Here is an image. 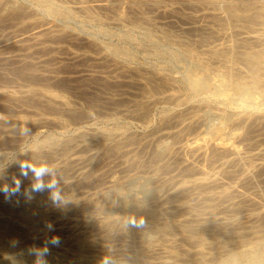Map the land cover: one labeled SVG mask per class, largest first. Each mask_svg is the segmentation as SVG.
<instances>
[{
  "label": "rangeland",
  "instance_id": "obj_1",
  "mask_svg": "<svg viewBox=\"0 0 264 264\" xmlns=\"http://www.w3.org/2000/svg\"><path fill=\"white\" fill-rule=\"evenodd\" d=\"M0 1V92L5 94L0 95V187L5 184L14 186V180L20 179L21 182L20 195L17 194L10 200L6 199L5 194L0 191V202L13 203L10 206H1L0 209V264H12L5 259L6 255L14 256L16 264H33L36 257L29 254V249L42 248L47 239L53 236H58L61 243L58 247L49 245L50 254L46 257L48 264H102L105 257L111 261V264H151V262L161 264L163 260L168 261L167 264H222L234 251L259 253L260 249L264 248L262 247L263 239L260 240L264 238V214H256L258 211H264V167L258 164L264 162V119L254 117L242 123L240 119L238 120L241 114L264 110V95L259 92L263 85L259 83L257 87L254 85L256 88L253 86L254 82L255 84L262 82L264 77L262 72L254 69V65L249 62L248 65L244 64V61L234 56L227 59L228 56L236 54L243 48L240 40L247 34L255 33L262 38L260 42L248 43L247 49H264V0H215L217 4L214 10L219 11L220 14L222 12L221 18L201 17V14H207L213 10L206 3H191L190 6L186 0L152 1L160 5V8L177 7L180 16L188 14V18H192L188 19L189 23H185L188 21L182 20L183 17L180 19L173 14L160 12L159 6L151 5V0H50L57 8L54 14L47 12L45 5L36 0ZM19 9H22V12ZM229 13H234L238 20H232ZM189 15H194V18ZM203 24L209 29L206 31L202 29ZM37 26H40V29H37ZM48 27L57 30L58 36L52 37L56 38L52 39L55 43L47 40L46 43L52 45L51 49L42 50L37 40L47 35ZM35 28L40 31H35ZM144 29H147L149 34H146ZM11 34L16 37L13 35L12 37ZM69 35L67 40L66 36ZM72 38L91 39L104 45L123 46L121 48L129 49L131 58L114 63L96 52L98 50H95L93 46L87 47V44L84 45ZM220 43H230L233 47L225 54L228 55L227 57H222L226 63L223 59L212 57L205 50L206 46ZM72 53H86L92 59L89 60V56V59H86L88 57L73 58ZM98 57L100 58L96 59ZM21 58L30 72L23 73L16 67L22 62ZM121 68H129L131 73H124ZM32 69H34L33 72ZM114 79L117 82L113 81ZM136 80H146L148 89L153 88L151 91L148 90V94H152L155 99L160 97V100L157 98L148 106L142 104L139 101L141 88L133 83ZM191 83L193 86H190ZM44 90L57 93L56 97L69 102L71 107H74L72 111L80 115H74L73 119L70 113L62 109L49 110L36 98V95ZM167 94H177L179 99L186 101L183 106H186V109L194 108L199 120L197 125L187 126L185 123L188 121V114L182 111L180 116V120L183 119L182 124L177 127L167 125L170 130L179 129L178 134L167 138L161 136V138L156 128L160 126L159 120L161 121L163 114H167L171 109V105L161 98ZM191 104L193 105L190 106ZM141 108L145 112L142 118L134 114L135 110H141ZM7 118H21L28 125L24 124L19 129L16 127L17 123ZM215 125H222L228 134L224 142L229 144L224 145L223 142L222 147L219 146L218 149L223 151L225 148L234 146L235 152L232 154L226 149L223 152L215 150L212 153L211 151L214 156L211 153L199 154L202 147L205 148L207 141L218 134L214 129ZM167 126L163 130L167 129ZM25 127L30 129L27 135L22 134V129ZM78 132L88 140L85 144L81 142L82 138L78 137ZM15 133L21 135L18 141L15 138L18 135ZM107 136L110 137L107 138ZM13 137L14 139H11ZM49 137L50 141L57 138L54 143L58 146L56 152L48 153V147L45 145L47 154L43 155L42 151L43 157H38L39 161L33 158V162H49L48 164L51 165L76 154L85 160L81 164H69L66 174H57L61 180L65 198L68 200L62 207L53 204L48 190L32 193V199L24 195L25 190L31 188L33 176L31 172L28 177L21 175L22 161L19 160L18 154L27 152L36 141ZM206 137L208 140L205 139ZM191 138H196V142L199 140L197 143L201 147L188 146L182 150L181 146ZM162 140L167 141V149L157 152L155 146ZM77 148L79 150H76ZM259 150H262V153H257ZM82 165L98 167L93 168V173L91 172L94 178L93 183L81 188L63 185L62 182L67 179L68 181L71 178V180H77L76 177H80L83 168H79ZM207 176L216 180L214 185L200 187L189 185L191 187L178 191L179 193L172 191L174 186L181 182L186 185L190 184L193 178ZM113 177L118 179L120 185L118 190H123L122 193L118 190V192L109 190L108 184ZM44 179L48 180L50 177ZM108 191V199L115 200V202L112 201L115 204L113 208L92 209L94 208L93 200L101 202L100 196L107 194ZM124 191L131 200H127ZM71 197L73 200L68 199ZM82 202L83 204L86 202L87 205L84 204L85 207H80L79 210L76 205H83ZM18 206L28 210L31 208L40 216L38 218L29 216V219L26 218L22 222L23 220L15 214L20 208ZM186 209L189 211L187 212ZM128 217H143L145 225L136 229L132 227L131 233L125 225L123 230L112 229L110 226L108 228V224H105L110 219L125 218L127 220ZM182 218L185 221L177 224L176 228L166 226L169 221L181 222ZM126 220L123 221L124 224ZM49 223L53 225V231H48L46 225ZM154 226H160L159 231L154 229ZM41 231L47 232V237H44L46 239L37 238ZM239 231H244L243 236H236ZM255 237L261 241L257 246L251 243ZM13 241L18 243L13 246ZM200 248L203 253L198 255L196 251ZM251 264H264V258Z\"/></svg>",
  "mask_w": 264,
  "mask_h": 264
},
{
  "label": "bare ground",
  "instance_id": "obj_2",
  "mask_svg": "<svg viewBox=\"0 0 264 264\" xmlns=\"http://www.w3.org/2000/svg\"><path fill=\"white\" fill-rule=\"evenodd\" d=\"M35 1V0H34ZM38 3H42L43 5H45L44 7H45V10L47 11V12H49L50 14H52L53 12H55V9H57L56 8V6L55 5H53L51 2H50V0H36ZM153 0H151V5H154V6H159L158 7V9H159V11L160 12H162V13H166V14H173L174 16H176V17H179L180 19L182 18V20H184V19H187V21L188 22H185V23H189V20L188 19H192V18H188V14L186 15V16H180V12H178V9H177V7H175V6H169V7H163V8H160L161 6L160 5H157L156 3H155V1L154 2H152ZM161 1V0H160ZM185 1V0H184ZM187 2H188V4L191 6V3H193V4H196L197 2L198 3H206V4H209V6H210V8L211 9H213L211 12H209V13H205V14H201V17H206V16H211L210 18H221V16H222V12H221V14L220 13H218V12H215V10L214 9H216V4H217V1H215V0H186ZM150 2V1H149ZM171 2V1H170ZM169 2V3H170ZM0 3H1V1H0ZM161 3V2H160ZM163 3H165V2H163ZM98 4V3H97ZM100 4V3H99ZM171 4V3H170ZM173 4V3H172ZM136 6V5H135ZM153 6V7H154ZM191 8V7H190ZM20 10V9H19ZM22 10V9H21ZM20 10V11H21ZM138 10V9H137ZM196 10V9H195ZM17 12H19L18 10H16ZM22 12V11H21ZM232 13V12H231ZM17 14V13H16ZM28 14V13H27ZM54 14V13H53ZM183 14H185V13H183ZM230 14V13H229ZM13 15V14H12ZM182 15V14H181ZM227 15V14H226ZM245 15V14H244ZM162 16V15H161ZM189 16H191V17H193L194 18V15L192 16V15H189ZM224 16V15H223ZM2 17V16H1ZM10 17H11V15H10ZM133 17V16H132ZM169 17H171V16H169ZM196 17V16H195ZM200 17V16H199ZM198 17V18H199ZM201 17H200V19H201ZM230 17H231V19L232 20H238L236 17V15L233 13V14H230ZM252 17V16H251ZM254 17V16H253ZM261 17V16H260ZM122 18V17H121ZM197 18V17H196ZM226 18V17H225ZM227 19V18H226ZM194 20V19H193ZM199 20V19H198ZM205 20V19H204ZM220 20V19H219ZM247 20V19H246ZM169 21V20H168ZM191 21V20H190ZM203 21V20H202ZM211 21H213V20H211ZM130 22V21H129ZM170 22V21H169ZM184 22V21H183ZM192 22V21H191ZM194 22V21H193ZM138 23V22H137ZM136 23V24H137ZM162 23V22H161ZM171 23V22H170ZM127 24V23H126ZM140 24H142V23H140ZM35 25V24H34ZM33 25V26H34ZM137 25H139V24H137ZM170 25V24H169ZM204 26H201V28L202 29H205V31H206V29H209L208 27H207V25H205V24H203ZM198 26V25H197ZM209 26V25H208ZM38 27V26H37ZM50 27V26H49ZM47 28L48 29V31L46 32V34L47 35H45V36H42L41 37V39H39L38 38V40H37V38H36V40H37V43L41 46V47H39V48H42V50L43 49H51L52 48V45L51 44H48V43H46V42H48L47 40H52V39H56V38H52V37H56V36H58V31L57 30H54V29H52V28ZM192 27V26H191ZM194 27V26H193ZM196 27V26H195ZM32 28H34V27H32ZM143 28H145V27H143ZM170 28V27H169ZM190 28V27H189ZM198 28V27H197ZM36 29V28H35ZM37 29H40V26L37 28ZM37 29L35 30V31H37ZM44 28H42V30H43ZM45 29H46V27H45ZM230 29V28H229ZM32 30H34V29H32ZM145 30V29H144ZM143 30V31H144ZM194 30V29H193ZM196 30V29H195ZM40 31V30H39ZM39 31H37V32H39ZM61 31V30H60ZM146 32V34L148 33L149 34V31H147V29L145 30ZM33 33H34V31H32ZM36 32V33H37ZM45 32V31H44ZM66 32V31H65ZM76 33V32H75ZM15 34V33H14ZM14 34H11V36L13 35L14 36ZM209 34H211V33H209ZM208 34V35H209ZM63 35V34H62ZM221 35V34H220ZM5 36V35H4ZM12 36V37H13ZM47 36V37H46ZM63 36H65V35H63ZM62 36V37H63ZM14 37H16V36H14ZM33 37V36H32ZM31 37V38H32ZM69 38L70 37V35L69 36H66V38ZM156 37V36H155ZM68 38H67V40H68ZM132 38V37H131ZM130 38V39H131ZM134 38V37H133ZM142 38V37H141ZM166 38V37H165ZM202 38V37H201ZM60 39V38H59ZM72 39H75L76 41H79L80 43H82V44H87V47L90 45V46H93L94 48H95V50H98V51H96V52H98V53H101L102 54V56H104V58L105 57H107V58H109L110 60H112L114 63H119L120 61H126V60H129L131 57V54H130V52L127 50V49H123V48H121V47H123V46H117V45H104V44H100V43H98V42H96V41H93V40H91V39H79V38H72ZM203 39H205V37L203 38ZM261 37L258 35V34H255V33H252V34H247L246 36H243V37H241V40H240V45L243 47L242 49H240V50H238L237 52H236V54H231L230 56H228V55H225L226 53H228L229 51H231L232 50V44H227V43H220V44H215V45H209V46H206V48H205V50H206V52H208L212 57H214V58H216V59H223L222 57H227L228 56V58L227 59H229L231 56L233 57H235V58H240V60L241 61H244V64H247L248 65V62H249V64L251 63V64H253L254 65V69H256L257 71L259 70V71H261L262 73V75H263V77H264V49H247V46H248V43H252V42H260L261 41ZM10 40V39H9ZM35 40V39H34ZM58 40V39H57ZM133 40V39H132ZM202 40V39H201ZM4 41V40H3ZM12 41H14V40H12ZM53 42H54V40H52ZM56 41V40H55ZM51 42V41H50ZM225 42V41H224ZM55 43V42H54ZM132 43V42H131ZM136 43V42H135ZM145 43V42H144ZM193 43V42H192ZM198 43V42H197ZM262 43V42H261ZM33 44V43H32ZM34 44H35V42H34ZM33 44V45H34ZM119 44V43H118ZM196 44V43H195ZM247 44V45H246ZM260 44V43H259ZM17 45V44H16ZM84 45H82V46H84ZM120 45V44H119ZM198 45V44H197ZM262 45V44H261ZM18 46V45H17ZM51 46V47H50ZM89 46V47H90ZM50 47V48H49ZM86 47V46H85ZM38 48V49H39ZM64 48V47H63ZM127 48V47H126ZM148 48V47H147ZM146 48V49H147ZM160 48V47H159ZM203 48V49H204ZM251 48V47H250ZM5 49V48H4ZM9 50V49H8ZM131 50V49H130ZM56 51V50H55ZM84 51V50H83ZM132 51V50H131ZM47 52H48V50H47ZM54 52V51H53ZM59 52V51H58ZM69 52V51H68ZM93 52H94V50H93ZM95 52V53H96ZM156 52H158V51H156ZM23 53V52H22ZM28 53V52H27ZM49 53V52H48ZM64 53H65V51H64ZM83 53V52H82ZM82 53H80V54H75V53H72V57L74 58V57H78V58H86V57H88L89 55L88 54H86V53H84V54H82ZM47 54V53H46ZM69 54H71V52L69 53ZM189 54V53H188ZM192 54V53H191ZM34 55V54H33ZM42 55V54H41ZM183 55V54H182ZM51 56V55H50ZM133 56V55H132ZM149 56V55H148ZM192 56V55H191ZM200 56V55H199ZM90 57V56H89ZM89 57L88 58H86V59H89ZM135 57V56H134ZM133 57V58H134ZM190 57V56H189ZM211 57V58H212ZM233 57V58H234ZM23 58V57H22ZM20 59V61H22L20 64H18L16 67L18 68V69H20L23 73H28V72H30V70H29V68L28 67H26V64H25V61L23 60V59ZM100 57H98V58H96V59H99ZM132 58V59H133ZM191 58V57H190ZM196 58V57H195ZM204 58V57H203ZM17 59H19V58H17ZM16 59V60H17ZM92 58L90 57V59L89 60H91ZM102 60H103V58H101ZM108 59V60H109ZM192 59V58H191ZM52 60V59H51ZM77 60V59H76ZM94 60V59H93ZM168 60V59H167ZM193 60H195V59H193ZM224 60V59H223ZM231 60V59H230ZM24 61V62H23ZM41 61V60H40ZM199 61V60H198ZM202 61V60H201ZM226 60H224V62H225ZM18 62V61H17ZM48 62H50V61H48ZM58 62V61H57ZM103 62V61H102ZM231 62H232V60H231ZM246 62V63H245ZM74 63V62H73ZM93 63H94V61H93ZM111 63V62H110ZM109 63V64H110ZM200 63V62H199ZM211 63V62H210ZM218 63V62H217ZM226 63V62H225ZM227 63H228V61H227ZM243 63V62H242ZM61 64V63H60ZM71 64V63H70ZM92 64V63H91ZM204 64H206V62L204 63ZM220 64V63H219ZM218 64V65H219ZM59 65V64H58ZM38 66V65H37ZM41 66V65H40ZM68 66V65H67ZM75 66V65H74ZM94 66V65H93ZM10 67V66H9ZM35 67V66H34ZM44 67V66H43ZM58 67V66H57ZM64 67V66H63ZM227 67V66H226ZM253 67V66H252ZM38 68V67H37ZM52 68H54V67H52ZM51 68V69H52ZM31 69V68H30ZM35 69V68H34ZM34 69H32V72H33V70ZM50 69V68H49ZM50 69V70H51ZM218 69V68H217ZM251 69H253V68H251ZM131 70V69H130ZM129 70V68L127 69V68H121V71L122 72H124V73H131V71ZM144 70V69H143ZM229 70V69H228ZM77 71V70H76ZM51 72V71H50ZM56 72V71H55ZM155 72V71H154ZM154 72H152V73H154ZM233 72V71H232ZM231 72V73H232ZM256 72V71H255ZM1 73V72H0ZM160 73V72H159ZM162 73V72H161ZM222 73V72H221ZM136 73H134V75H135ZM257 74V73H256ZM33 75V74H32ZM36 75V74H35ZM34 75V76H35ZM38 75V74H37ZM94 75H96V74H94ZM113 75V74H112ZM111 75V76H112ZM119 75V74H118ZM139 74H137V76H138ZM3 76V75H2ZM47 76V75H46ZM97 76H98V74H97ZM96 76V77H97ZM99 76H101V75H99ZM131 76V75H130ZM148 76V75H147ZM189 76V75H188ZM188 76H186V77H188ZM248 76V75H247ZM38 76H36V78H37ZM60 77V76H59ZM134 77V76H133ZM168 77H170V76H168ZM183 77V76H182ZM193 77V76H192ZM12 78V77H11ZM26 78V77H25ZM29 78V77H28ZM34 78V77H33ZM35 78V79H36ZM63 78V77H62ZM76 78H77V76H76ZM98 78V77H97ZM100 78H102V77H100ZM149 78V77H148ZM151 78V77H150ZM171 78V77H170ZM196 78H197V76H196ZM27 79V78H26ZM32 79V78H31ZM30 79V80H31ZM56 79V78H55ZM63 79H65V78H63ZM146 79V78H145ZM248 79H250V78H248ZM1 80V79H0ZM60 80H62V79H60ZM107 79H104V81H106ZM247 80V79H246ZM262 80V79H261ZM35 81V80H34ZM46 80H44V82H45ZM54 81V80H53ZM70 81V80H69ZM108 81V80H107ZM113 81H116L117 82V80H113ZM188 81V80H187ZM199 81V80H198ZM223 81V80H222ZM249 81V80H248ZM256 81H258V80H256ZM5 82V81H4ZM9 82V81H8ZM28 82H31V81H28ZM52 82V81H51ZM65 82H66V80H65ZM64 82V83H65ZM83 82V81H82ZM98 82V81H97ZM112 82V81H111ZM130 82V81H129ZM189 82V81H188ZM187 82V83H188ZM244 82V81H243ZM18 83V82H17ZM32 83V82H31ZM58 83V82H57ZM87 83V82H86ZM89 83V82H88ZM94 83V82H93ZM92 83V84H93ZM99 83V82H98ZM102 83H103V81H102ZM119 83V82H118ZM133 83H135V85L136 84H138V88H141V92H139L140 93V96L141 97H139V101L142 103V104H144V105H146V106H148V104H150L151 102H153L154 100H156L158 97H156V99L154 98V97H152V94H148V90H150L151 91V88H149L148 89V85H147V81L146 80H136L135 82L133 81ZM193 83V82H192ZM191 83V84H192ZM228 83V82H227ZM249 83H251V82H249ZM257 84H255V82H254V84H253V86L255 85L256 87L258 86V84L260 83V85L262 86V87H260L261 89V91H259V92H261V94L262 95H264V78H263V80H262V82H256ZM34 84V83H33ZM44 84V83H43ZM49 84V83H48ZM79 84V83H78ZM101 84V83H100ZM108 84V83H107ZM189 84V83H188ZM199 84V83H198ZM42 85V84H41ZM46 85V84H45ZM52 85V84H51ZM80 85V84H79ZM115 85V84H114ZM202 85V84H201ZM217 85V84H216ZM228 85H230V84H228ZM82 86V85H81ZM87 86H89V85H87ZM190 86H193V84L192 85H190ZM253 86L251 85V87L253 88ZM254 86V87H255ZM43 87H44V85H43ZM48 87V86H47ZM197 87V86H196ZM255 87V88H256ZM155 88H156V86H155ZM193 88H195V87H193ZM254 88V89H255ZM17 89V88H16ZM106 89V88H105ZM190 90L192 89V88H189ZM259 89V88H258ZM109 90V89H108ZM152 90H153V88H152ZM158 90V89H157ZM11 91V90H10ZM102 92H103V90H101ZM105 91V90H104ZM195 91V90H194ZM236 91V90H235ZM247 91V90H246ZM258 91V90H257ZM84 92V91H83ZM123 92V91H122ZM157 92V91H156ZM155 92V93H156ZM36 93V92H35ZM57 93H54V92H52V91H50V90H44L43 92H40L39 94H37L36 96V98L40 101V102H43L46 106H47V108L50 110V109H53V110H55V109H62L63 111H65V112H68V113H70V115L72 116V118L74 119L75 118V116L74 115H80L79 113H76V112H74V111H72V110H74L72 107H71V105L69 104V102H67L66 100H64V99H60V98H58V97H56V96H58V95H56ZM74 94V93H73ZM80 94V93H79ZM94 94V93H93ZM0 95H5L3 92H0ZM177 95V94H176ZM175 94H167V95H164V96H162L161 98H162V100L165 102H168L170 105H171V109L167 112V114H163V116H162V118H161V121L159 120V124H160V126L158 127L157 126V132L159 133V135H160V137L162 136V137H168V136H174L175 134L177 135L178 134V132H179V129L178 130H170V128L168 127V126H170V125H173L174 127L176 126L177 127V125H179V124H182V120H180V116H181V114L183 113V112H186L187 114H188V116H187V119H188V121L185 123V124H187V126L188 125H190L191 127L192 126H195V125H197V123H198V120H199V118H198V113H197V111L194 109V108H192V107H190V106H192L193 104H191L189 107V109L187 110L186 109V106H183V104H185V102L184 101H182L181 99H179L178 98V95L176 96ZM239 95V94H238ZM30 96V95H29ZM33 96V95H32ZM64 96V95H63ZM81 96V95H80ZM97 96V95H96ZM25 97V96H24ZM23 97V98H24ZM98 97V96H97ZM5 98V97H4ZM101 98V97H100ZM108 98V97H107ZM13 99V98H12ZM65 99H67V98H65ZM123 99V98H122ZM159 100H160V97L158 98ZM184 99H185V97H184ZM248 99V98H247ZM91 100V99H90ZM246 100V99H245ZM262 100V99H261ZM13 101V100H12ZM112 101V100H111ZM229 101V100H228ZM252 101V100H251ZM29 102V101H28ZM255 102V101H254ZM261 102V101H260ZM24 103H26V102H24ZM114 103V102H113ZM119 103V102H118ZM117 103V104H118ZM253 103V102H252ZM27 104H29V103H27ZM87 104V103H86ZM116 104V103H115ZM186 104H188V103H186ZM250 104V103H249ZM25 105V104H24ZM30 105V104H29ZM38 105V104H37ZM40 105H42V104H40ZM39 105V106H40ZM137 105V104H136ZM252 105V104H251ZM250 105V106H251ZM254 105V104H253ZM38 106V107H39ZM90 106V105H89ZM150 106V105H149ZM43 107V106H42ZM45 107V106H44ZM43 107V108H44ZM151 107V106H150ZM194 107H195V105H194ZM42 108V109H43ZM96 108V107H95ZM105 108V107H104ZM149 108V107H148ZM254 108V107H253ZM260 108H262V107H260ZM41 109V110H42ZM97 109V108H96ZM129 109V108H128ZM132 109V108H131ZM133 109H135V108H133ZM241 109H243V108H241ZM246 109H248V108H246ZM245 109V110H246ZM150 110V109H149ZM167 110V109H166ZM244 110V109H243ZM250 110V109H249ZM255 111H256V108L254 109ZM263 110V109H262ZM256 111V112H252V113H249V112H247V113H245V114H241L240 116H239V118H238V120L240 119V121H241V123L242 122H248V121H250L252 118L254 119V117H257V118H263L264 119V110L263 111ZM183 111V112H182ZM236 111V110H235ZM247 111V110H246ZM57 112V111H56ZM119 112V111H118ZM55 113V112H54ZM62 113V112H61ZM83 113V112H82ZM88 113V112H87ZM144 109H142L141 108V110H138L137 109V111L135 110V115H137L138 117H143L144 116ZM161 113V112H160ZM163 113V112H162ZM39 114V113H38ZM186 114V115H187ZM235 114H236V112H235ZM36 115V114H35ZM101 115V114H100ZM126 116V115H125ZM131 116H133V115H131ZM183 116V115H182ZM4 117V116H3ZM17 117V116H16ZM56 117V116H55ZM182 118V117H181ZM8 119V118H7ZM139 119V118H138ZM206 119V118H205ZM256 119V118H255ZM8 120H10V121H12L13 123H17V128H19V129H21V127H23V125L24 124H26V122L23 120V119H21V118H9ZM58 121V120H57ZM70 121H71V119H70ZM69 121V122H70ZM85 121V120H84ZM41 122V121H40ZM9 123V122H8ZM13 123H11V124H13ZM143 123V122H142ZM257 123V122H256ZM10 124V125H11ZM36 124V123H35ZM220 124V123H219ZM221 124H222V122H221ZM13 125V126H14ZM26 125H28V124H26ZM168 125V126H167ZM204 125V124H203ZM12 126V127H13ZM32 126V125H31ZM89 126V125H88ZM168 127L167 129H164L163 130V128H165V127ZM30 127V126H29ZM185 127V126H184ZM214 127V126H213ZM249 127V126H248ZM14 129V128H13ZM19 129H17V130H19ZM173 129V128H172ZM185 129V128H184ZM215 131H217V133L218 134H215L211 139H209V141H207L208 139H207V137L205 138V139H207V140H205V141H207V143L205 144V148H204V146L202 147V149L200 150V153L199 154H204L205 155V153L207 154H209V153H211V151H212V153H214V151L216 150V151H219L220 152V150L218 149V147L219 146H221L222 147V143L224 142V141H226L225 140V138H227L226 137V132H225V129L223 128V126L222 125H215ZM23 130V129H22ZM81 130H82V128H81ZM151 130V129H150ZM181 130V129H180ZM228 130V129H227ZM231 130V129H230ZM85 131V130H84ZM100 131H101V129H100ZM102 131H103V129H102ZM107 131H109V130H107ZM152 131V130H151ZM155 131V130H154ZM16 132V131H15ZM19 132H20V130H19ZM104 132V131H103ZM103 132H101V135H103ZM118 132L119 133H121L119 130H118ZM181 132V131H180ZM236 132V131H235ZM79 133V132H78ZM89 133V132H88ZM91 133H92V131H91ZM97 133V132H96ZM106 133V132H105ZM119 133H117V134H119ZM129 133V132H128ZM201 133V132H200ZM214 133V132H213ZM16 134V133H15ZM77 134V133H76ZM84 134V133H83ZM109 133H107V135H108ZM113 134V133H112ZM180 134V133H179ZM239 134V133H238ZM16 135H18V136H15V138H16V141H18L17 139L18 138H20V136L21 135H19L18 133L16 134ZM97 135V134H96ZM111 135V134H110ZM133 135V134H132ZM188 135V134H187ZM197 135V134H196ZM199 135V134H198ZM228 135V134H227ZM232 135H234L233 133H232ZM72 136H73V134H72ZM98 136V135H97ZM96 136V137H97ZM119 136V135H118ZM137 136V135H136ZM172 136V137H173ZM210 136V135H209ZM238 136V135H237ZM249 136V135H248ZM78 137H80V139L82 138V143H86V140L87 139H84L85 137H84V135H82V133H79L78 134ZM110 137V136H109ZM108 136H107V138H109ZM114 137V136H113ZM159 137V138H160ZM161 137V138H162ZM211 137V136H210ZM209 137V138H210ZM230 137V136H229ZM89 138V137H88ZM100 138V137H99ZM170 138V137H169ZM181 138V137H180ZM186 138V137H185ZM204 137H202V139H203ZM11 139H14V137L13 138H11ZM21 139V138H20ZM53 139V138H52ZM51 139V140H52ZM57 139V138H56ZM55 139V140H56ZM70 139V138H69ZM139 139V138H138ZM173 139H177V138H173ZM201 139V138H200ZM201 139V140H202ZM50 141V137L49 138H45V139H43V140H41V141H39V142H37L36 141V143L35 144H32L33 146H31L30 148H29V150H27V152H24V153H21V154H18L19 156H18V158H19V160H21V161H25V160H32L33 158L34 159H37L38 157H40V156H42V151H43V155H46L47 154V151H48V153L50 152V153H52V152H56V147H58V146H56V144H54L56 141ZM123 140V139H122ZM131 140V139H130ZM129 140V141H130ZM196 138H191L189 141H187L186 142V144L185 145H183V146H181V148H182V150H184L183 148H185V147H188V146H190V147H192V146H198V148H200L201 147V145H199V143H197L196 141ZM237 140V139H236ZM8 141H10V140H8ZM15 141V140H14ZM62 141V140H61ZM65 141V140H64ZM63 141V142H64ZM88 141V140H87ZM105 141V140H104ZM239 141H241L240 139H239ZM246 141V140H245ZM66 142V141H65ZM120 142V141H119ZM178 142V141H177ZM180 142V141H179ZM178 142V143H179ZM202 142H204V140L202 141ZM242 142V141H241ZM171 143V142H170ZM225 143V142H224ZM230 143H231V140H230ZM239 143V142H238ZM6 144V143H5ZM9 144V143H8ZM58 144V143H57ZM80 144V143H79ZM166 144H168L167 143V141H160L159 143H157L156 144V146H155V150L157 151V152H162V151H164L165 149H167L166 148ZM203 144V143H202ZM228 144H229V142H228ZM227 143H225L224 145H228ZM46 145V147H48V150H47V148H46V150L44 149V146ZM62 145V144H61ZM70 145V144H69ZM73 145V144H72ZM107 145V144H106ZM116 145H117V143H116ZM30 146V145H29ZM49 146H50V148H49ZM80 146V145H79ZM83 146H86V145H83ZM169 146V145H168ZM230 146H232L231 144H230ZM43 147V148H42ZM70 147H71V145H70ZM94 147V146H93ZM111 147H113V146H111ZM165 147V148H164ZM258 147V146H257ZM80 148V147H79ZM82 148H84V147H82ZM86 148V147H85ZM92 148V147H91ZM90 148V149H91ZM108 148V147H107ZM110 148V147H109ZM133 148V147H132ZM154 148V147H153ZM180 148V147H179ZM261 148H262V146H261ZM260 148V149H261ZM44 149V150H43ZM59 149V148H58ZM81 149V148H80ZM164 149V150H163ZM171 149V148H170ZM186 149H188V148H186ZM205 149V150H204ZM218 149V150H217ZM226 150H228L229 151V153L231 152V154H232V152H235V148H234V146H233V148L231 147V148H229V149H227V148H225ZM225 149H223V151L225 150ZM76 150H79L78 148L76 149ZM75 150V151H76ZM198 150V149H197ZM251 150V149H250ZM170 151V150H169ZM178 151H181V150H178ZM222 151V150H221ZM222 151V152H223ZM54 152V153H55ZM107 152V151H106ZM113 152V151H112ZM115 152V151H114ZM219 152H217V153H219ZM226 152V151H225ZM224 152V153H225ZM211 153V154H212ZM257 153H262V150H259ZM57 154V153H56ZM66 154V153H65ZM110 154V153H109ZM177 154V153H176ZM210 154V155H211ZM226 154V153H225ZM100 155V154H99ZM108 155V154H107ZM111 155V154H110ZM115 155V154H114ZM125 155V154H124ZM213 155V154H212ZM227 155H229V154H227ZM226 155V156H227ZM236 155V154H235ZM234 155V156H235ZM251 155V154H250ZM254 155V154H253ZM55 156V155H54ZM53 156V157H54ZM67 156V155H66ZM173 156H175V155H173ZM179 156V155H178ZM197 156V155H196ZM214 156V155H213ZM232 156V155H231ZM230 156V157H231ZM257 156V155H256ZM16 157V156H15ZM36 157V158H35ZM43 157V156H42ZM45 157V156H44ZM98 157V156H97ZM107 157V156H106ZM66 158V157H65ZM162 158V157H161ZM199 158V157H198ZM207 158V157H206ZM216 158V157H215ZM48 159V158H47ZM64 159V158H63ZM88 159H89V157H88ZM102 159V158H101ZM105 159V158H104ZM158 159V158H157ZM221 159V158H220ZM225 159V158H224ZM261 159V158H260ZM40 159H37V161H39ZM98 160V159H97ZM106 160V159H105ZM113 160V159H112ZM187 160V159H186ZM192 160V159H191ZM15 161V160H14ZM32 161H34V160H32ZM36 161V160H35ZM83 161H85V160H83V158H82V156H78L77 154L76 155H70V157L68 156V158L67 159H65V160H63V161H58V163H54V164H51L50 166H52V167H54L55 169H56V172H57V174H61V175H63L64 173L66 174V172H68L67 170H68V165L70 164V165H72V163H74V164H81V163H83ZM95 161V160H94ZM111 161V160H110ZM165 161V160H164ZM168 161V160H167ZM204 161V160H203ZM221 161V160H220ZM172 162V161H171ZM183 162V161H182ZM49 163V162H48ZM98 163V162H97ZM164 163V162H163ZM200 164V163H199ZM258 164H260V166L261 167H264V162H260V163H258ZM15 165V164H14ZM69 165V166H70ZM86 165V164H85ZM85 165H82V166H80V168L79 169H82L81 171V174L79 175L80 177L78 178V177H76L77 178V180H71V179H69V181H68V179H67V181H63L62 183H63V185H65V186H67V187H70V186H74V188H76V186H79L80 188H81V186L83 187V186H86V185H91V183H93V181H94V178H93V172H92V170H93V168L94 167H96V165H92V166H94V167H90V166H88V167H85ZM186 165V164H185ZM190 165V164H189ZM218 165V164H217ZM75 166V165H74ZM74 166H72V167H74ZM200 166V165H199ZM184 167V166H183ZM190 167V166H189ZM194 167V166H193ZM203 167V166H202ZM98 168V167H97ZM97 168H94V169H97ZM100 168V167H99ZM170 168V167H169ZM180 168H182V167H180ZM211 168V167H210ZM19 169V168H18ZM76 169H78V167H76ZM260 169V168H259ZM21 170V169H20ZM19 170V171H20ZM189 170V169H188ZM204 170V169H203ZM11 171V170H10ZM13 171V170H12ZM102 171V170H101ZM187 171V170H186ZM193 171V170H192ZM191 171V173H193ZM261 171V170H260ZM14 172V171H13ZM17 172V171H16ZM92 172V173H91ZM198 172H200L201 173V171H198ZM208 172V171H207ZM256 172V171H255ZM259 172V171H258ZM263 172V171H262ZM94 173H95V171H94ZM182 173V172H181ZM195 173V172H194ZM16 174H20V173H16ZM102 174V173H101ZM203 174V173H202ZM95 175V174H94ZM175 175V174H174ZM97 176V175H96ZM157 176V175H156ZM191 176V175H190ZM67 177V176H66ZM101 177V176H100ZM176 177V176H175ZM202 177V176H201ZM69 178V177H68ZM97 178V177H96ZM171 178V177H170ZM173 178V177H172ZM183 178V177H182ZM181 178V179H182ZM216 178V177H215ZM19 179V178H18ZM189 179V178H188ZM12 180H13V178H12ZM20 180V179H19ZM26 180V179H25ZM242 180V179H241ZM191 181V183L190 184H184L183 182H181L179 185H173L174 186V189L172 190V191H174V192H178V191H184V189H186L187 187H191V186H189V185H192V186H203V185H210V184H213L214 185V182L216 181L215 179H210L208 176L206 177V178H193V179H191L190 180ZM251 181V180H250ZM110 184H108V186H109V190L110 191H113V190H115V191H117L118 189H119V181H118V179L117 178H115V177H113L110 181ZM93 185V184H92ZM171 184H169V186H170ZM219 185V184H218ZM94 186V185H93ZM211 186V185H210ZM3 187V186H2ZM66 187V188H67ZM228 187V186H227ZM165 188V187H164ZM167 188V187H166ZM195 188V187H194ZM169 189V188H168ZM192 189V188H191ZM66 190V189H65ZM68 190V189H67ZM70 190V189H69ZM72 190V189H71ZM166 190V189H165ZM238 190V189H237ZM84 191V190H83ZM87 191V190H86ZM86 191H84V192H86ZM103 191V190H102ZM118 191H121V190H118ZM117 191V192H118ZM170 191V190H169ZM203 191V190H202ZM2 192V191H1ZM76 192V191H75ZM96 193H97V191H95ZM114 192V191H113ZM123 192V190L121 191V193ZM171 192V191H170ZM230 192V191H229ZM21 193V192H20ZM65 193H68V192H65ZM106 193V192H105ZM120 193V194H121ZM124 193L126 194V192L124 191ZM124 193L122 194V195H124ZM179 193V192H178ZM220 193V192H219ZM92 194V193H91ZM100 194H102V193H100ZM114 195H115V193H113ZM225 194V193H224ZM20 195V194H19ZM66 195H69V194H66ZM90 195V194H89ZM96 195V194H95ZM118 195V194H117ZM116 195V196H117ZM122 195H121V197H122ZM167 195H168V193H167ZM166 195V196H167ZM184 195V194H183ZM92 196V195H91ZM110 196H111V193H110ZM165 196V197H166ZM214 196V195H213ZM226 196V195H225ZM224 196V197H225ZM228 196V195H227ZM82 197V196H81ZM87 197V196H86ZM108 197H109V191H108V193L107 194H103L102 196H100V201L101 202H99L98 200L96 201L94 198V202L92 203V205H93V207L94 208H92V209H95V210H99V208H101L102 210L104 209H110L112 206H114L115 204H113V202L112 201H114L115 202V200H112V201H110L109 199H108ZM125 197L126 198H128L127 200H129L130 198H129V196L127 197V194L125 195ZM164 197V198H165ZM124 198V197H123ZM133 198V197H132ZM172 198V197H171ZM183 198V197H182ZM68 199H71V200H73L72 199V197L71 198H68ZM78 200H79V198H77ZM99 199V198H98ZM117 199H119V198H117ZM226 199V198H225ZM246 199V198H245ZM10 200V199H9ZM67 200V199H66ZM84 200V199H83ZM131 200V199H130ZM250 200V199H249ZM254 200V199H253ZM16 201V200H15ZM70 201V200H69ZM81 201H82V199H81ZM96 201V202H95ZM238 201V200H237ZM245 201V200H244ZM243 201V202H244ZM247 202H248V200H246ZM70 202H72V201H70ZM80 202V201H79ZM152 202V201H151ZM159 202H161V200L159 201ZM178 202V201H177ZM86 202H84V204H85ZM157 203V202H156ZM197 203V202H196ZM13 203L12 202H10V201H1L0 202V209H1V206H10V205H12ZM22 204V203H21ZM72 204H73V202H72ZM82 204H83V202H82ZM81 205V204H77L76 205V207L80 210V207L81 208H83V206L85 207V205H87V204H85V205ZM153 204H155V203H153ZM172 204V203H171ZM178 204V203H177ZM256 204V203H255ZM68 205V204H67ZM71 205V204H70ZM89 206H90V204H88ZM145 205V204H144ZM152 205V204H151ZM158 205V204H157ZM166 205V204H165ZM184 205V204H183ZM56 206V205H55ZM63 206H64V204H63ZM73 206V205H72ZM180 207H181V205H179ZM18 207H20L19 209H17V212L15 213L17 216H18V218L19 219H22L23 221L22 222H24L25 221V219L26 218H28L29 216H31L32 218H34V217H39L40 216V214L38 213V212H36V211H33V209L31 210V208L28 210V209H22L21 208V206H18ZM17 207V208H18ZM60 207H62V206H60ZM75 207V208H76ZM162 207V206H161ZM177 208V205L175 204L174 205V208ZM65 208V207H64ZM113 208V207H112ZM175 208V209H176ZM227 208V207H226ZM9 209V208H8ZM15 209H16V207H15ZM14 209V210H15ZM70 209H72L71 207H70ZM235 209V208H234ZM13 210V211H14ZM94 210V211H95ZM187 210V209H186ZM232 210H233V208H232ZM258 210V209H257ZM261 210V209H260ZM38 211V210H37ZM74 211H75V209H74ZM174 211V210H173ZM189 210H187V212H188ZM68 212V211H67ZM95 212H97V211H95ZM40 213H43V212H40ZM69 213V212H68ZM162 213V212H161ZM172 213V212H171ZM264 214V211H258V212H256V214ZM36 215V216H33V215ZM90 214H92L91 212H90ZM96 214V213H95ZM180 214V213H179ZM42 215V214H41ZM70 215V214H69ZM73 215V214H72ZM141 215V214H140ZM143 216V215H142ZM64 217V216H63ZM123 217V216H122ZM184 217V216H183ZM60 218H61V216H60ZM95 218V217H94ZM199 218V217H198ZM235 218V217H234ZM237 218V217H236ZM255 218V217H254ZM29 219V218H28ZM31 219V218H30ZM183 219V218H182ZM35 220V219H34ZM38 220V219H37ZM44 220V219H43ZM57 220V219H56ZM62 220V219H61ZM61 220H60V222H61ZM67 220V219H66ZM65 220V221H66ZM124 220H126L125 218H115V220H109L107 223H105V224H108V228H109V226L110 227H112V229L113 228H115V229H125V224L123 223V221ZM173 220V219H172ZM188 220V219H187ZM191 220V219H190ZM189 220V221H190ZM225 220V219H224ZM223 220V221H224ZM245 220V219H244ZM254 220V219H253ZM27 221H29V220H27ZM104 221V220H103ZM107 221V220H106ZM185 221V219H183V221H179V222H170L169 221V223H167L166 224V226H168V227H175L176 228V225L177 224H181L182 222H184ZM252 221V220H251ZM89 222V221H88ZM87 222V223H88ZM148 222V221H147ZM165 222V221H164ZM168 222V221H167ZM191 222V221H190ZM225 222V221H224ZM54 223L56 224V222L54 221ZM66 223H67V221H66ZM69 223H70V221H69ZM68 223V224H69ZM78 223V222H77ZM198 223V222H197ZM203 223V222H202ZM27 224V223H26ZM58 224H59V222H58ZM147 224V223H146ZM160 224V223H159ZM204 224V223H203ZM240 224V223H239ZM16 225V224H15ZM66 225V224H65ZM145 225V224H144ZM154 225V224H153ZM160 225H162V224H160ZM236 225V224H235ZM238 225V224H237ZM246 225V224H245ZM20 226V225H19ZM28 226H30V225H28ZM55 226V225H54ZM67 226V225H66ZM71 226V225H70ZM208 226V225H207ZM64 227V226H63ZM68 227V226H67ZM98 227V226H97ZM151 227H152V225H151ZM164 227H165V225H164ZM187 227V226H186ZM186 227H184L185 229H186ZM188 227H189V225H188ZM201 227V226H200ZM210 227V226H209ZM248 227V226H247ZM3 228V227H2ZM57 228V227H56ZM55 228V229H56ZM62 227H60V228H57V229H61ZM93 228V227H92ZM128 228V230L129 231H131L132 230V227L131 226H128V227H126V229ZM163 228V226L161 227V229ZM62 229H64V228H62ZM114 229V230H115ZM135 229H136V227H135ZM154 229H158V231H159V229H160V226H154ZM189 229H191V228H189ZM238 229V228H237ZM244 229V228H243ZM247 229V228H246ZM7 230V229H6ZM39 230V229H38ZM103 230V229H102ZM134 230V229H133ZM239 230V229H238ZM257 230V229H256ZM9 231V230H8ZM19 231V230H18ZM49 231V230H48ZM120 231V230H119ZM129 231H128V233H129ZM135 231V230H134ZM180 231V230H179ZM182 231V230H181ZM188 231V230H187ZM192 231V230H191ZM241 231V230H240ZM238 232V234H236V236L238 237V235H239V237L240 236H243V233L242 232H244V231H242V232ZM247 230H245V232H246ZM252 231V230H251ZM264 231V230H263ZM154 232V231H153ZM232 232V231H231ZM235 232L237 233V231L235 230ZM13 233V232H12ZM37 233V232H36ZM50 233V232H49ZM82 233V232H81ZM122 233V232H121ZM126 233V232H125ZM131 233H132V231H131ZM174 233V232H173ZM251 233H253V231L251 232ZM73 234V233H72ZM182 234V233H181ZM231 234V233H230ZM247 234V233H246ZM51 235H53V234H51ZM115 235V234H114ZM235 235V234H234ZM0 236H1V234H0ZM108 236V235H107ZM217 236V235H216ZM254 236V235H253ZM262 236H263V234H262ZM11 237V236H10ZM44 237H47V232L46 231H41V234L37 237V238H39V239H41V238H44ZM75 237V236H74ZM136 237V236H135ZM259 237V236H258ZM257 237V238H258ZM2 238V237H1ZM50 238V237H49ZM252 238V237H251ZM256 237H255V239H253L254 241L253 242H251L254 246H257L259 243H261V239H263V242H264V238H260V240H259V238L257 239ZM11 239V238H10ZM44 239H46V238H44ZM81 239V238H80ZM48 240V239H47ZM72 240V239H71ZM71 240H68V241H71ZM247 240V239H246ZM44 241V240H43ZM76 241V240H75ZM140 241H142V240H140ZM196 241V240H195ZM2 242V241H1ZM31 242V241H30ZM65 242V241H64ZM133 242V241H132ZM84 243V242H83ZM202 243V242H201ZM9 244V243H8ZM37 244V243H36ZM70 244V243H69ZM200 244V243H199ZM198 244V245H199ZM211 244V243H210ZM251 244V245H252ZM78 245H80V244H78ZM214 245H215V243H214ZM261 245H263V244H261ZM121 246V245H120ZM158 247V246H157ZM213 247V246H212ZM215 247V246H214ZM262 247H264V246H262ZM257 248V247H256ZM149 249V248H148ZM246 249V248H245ZM253 249V248H252ZM258 250H259V248H257ZM134 250V249H133ZM190 250V249H189ZM196 250V249H195ZM243 251V250H242ZM255 251V250H254ZM167 252H169V251H167ZM197 253H198V255L199 254H202L203 252H202V250H201V248L200 249H197V251H196ZM205 252V251H204ZM194 253H195V251H194ZM196 253V254H197ZM152 254V253H151ZM173 254V253H172ZM171 254V255H172ZM206 256V255H205ZM135 257V256H134ZM261 258H264V248L262 249H260V252L259 253H251V252H248V251H243V252H235L234 251V253H232V254H230V256L228 257V258H226L224 261H223V263L222 264H251L252 262H256V260L258 261L259 259H261ZM147 260V259H146ZM149 260V259H148ZM223 260V259H222ZM161 261V260H160ZM158 263H159V261H158ZM161 264H167L168 263V261H166V260H163L162 262H160ZM150 264V263H149ZM151 264H153L152 262H151Z\"/></svg>",
  "mask_w": 264,
  "mask_h": 264
},
{
  "label": "clouds",
  "instance_id": "obj_3",
  "mask_svg": "<svg viewBox=\"0 0 264 264\" xmlns=\"http://www.w3.org/2000/svg\"><path fill=\"white\" fill-rule=\"evenodd\" d=\"M30 133V129L25 127L22 130L23 135H27ZM21 175L24 177H28L29 172L32 173L33 183L30 189H26L24 195L28 199H32V193L35 192H44L48 190L50 192V199L56 206H62L68 200H66L64 192L61 188L60 178L57 175L56 169L50 166L47 162H33L32 160H25L20 163ZM45 177H50V179L45 180ZM0 191L5 194L6 199H11L13 196L20 194L21 191V182L19 180H14V186H9L7 184L0 187ZM143 217H128L125 222V226L131 227H143L144 226ZM47 229L49 231H53V225L47 224ZM18 241H13V246L17 244ZM61 241L58 236H53L51 239L45 242V245L42 248H32L29 249V254L34 255L36 259L33 264H48L46 257L50 254L49 245L52 247H58ZM5 259H8L12 262V264H16V259L12 255H6ZM102 264H111V261L105 257L102 261Z\"/></svg>",
  "mask_w": 264,
  "mask_h": 264
}]
</instances>
